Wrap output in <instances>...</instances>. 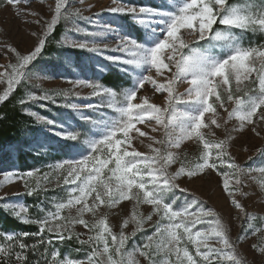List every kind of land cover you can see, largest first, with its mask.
Here are the masks:
<instances>
[{
	"label": "snow or ice",
	"instance_id": "snow-or-ice-1",
	"mask_svg": "<svg viewBox=\"0 0 264 264\" xmlns=\"http://www.w3.org/2000/svg\"><path fill=\"white\" fill-rule=\"evenodd\" d=\"M5 2L14 6L20 0ZM23 2L27 4L29 0ZM112 3L114 6L95 13L97 19L94 20L91 16L82 15L80 9L72 8L69 0H55L49 11L50 19L45 20L39 11L28 13L36 19L26 23L41 25L43 21L42 33L39 36L36 32L31 33L38 36L31 50L21 54L12 45H5L15 54V62L0 66L3 67L0 83L6 84L0 93V106L33 78L35 74L30 71L31 66L61 21H71L70 31L82 38L66 35L58 43L107 61L108 64L98 63L97 71L114 67L122 83L110 87L90 80H69L73 87L91 89L90 97H81L71 90H52L40 95L27 91L18 99L21 108L49 126L48 131L54 137L72 142L66 146L73 149L74 154L49 166L53 171L66 172L63 185L66 186L67 199L56 202L54 211H48L38 219H29L27 207L12 205V216L25 224L37 225L38 231L23 232L19 237L14 233L4 234L6 243L0 244V264H28L29 249L35 251L52 243V238L45 240V232L54 234L59 241L71 240L72 229L76 225L94 233L87 239H80V234L75 236L81 245H92L87 264H136L134 260L125 259L131 255L125 246L145 221L152 220V214L159 216L154 232L135 249L147 264H157L159 253L166 256L174 254L176 264H213L215 261L245 264L229 238L228 225L212 209L203 208L195 198L191 203L186 202L185 206L176 208L170 198L177 190L187 191L177 183L180 177L191 180L215 174L220 177L219 186L231 206L243 213V221L251 228V221L256 219L245 212L236 197L247 195L243 191V177L254 170L264 175V166L250 169L238 164L229 149L234 139L232 132L247 130L256 136L261 135L256 123L257 119L264 122V114H260L264 109V45L244 47L234 30L264 33V0H251L242 6L233 5L229 0H162L158 6L130 5L124 0H112ZM105 12L129 18L137 26V35L126 33L122 25L101 24L99 17ZM78 20L92 25L91 29L81 27L76 23ZM109 35L114 44L105 42ZM64 56L66 62L71 63L70 54L64 53ZM249 81L257 86L244 91L241 85ZM180 83L187 87L178 94L176 88ZM149 88L153 95H161V104L152 102L147 94ZM142 92L145 94H140ZM57 97L64 98L65 107L80 113L79 119L84 123L78 127L82 131L67 130L54 119L37 116L24 108L34 101L57 104ZM70 97L77 100L98 98V101L81 104L69 102ZM226 102L233 107L229 109ZM178 105H186V108L180 110ZM218 108L226 116L220 117ZM208 113L212 114L210 122L205 119ZM233 120L236 125L228 129ZM153 122L155 126H151ZM138 125H149L151 132H161L162 137L149 136ZM211 126L224 128V138L208 139L205 129L208 134L216 135ZM138 138L152 141L148 145L151 154L137 150L134 141ZM185 142L198 145L199 154L188 161L187 166L181 160L179 167L170 173L169 168L179 158V152L170 149L180 150ZM40 146L51 145L42 143ZM258 152L264 154V149H258ZM225 166L226 170H222ZM35 172L38 170L5 172L0 183L19 180L24 184L25 194L31 197L36 190L29 187L28 178ZM44 178H48L47 174ZM261 187L264 190V184ZM124 201L134 202L130 219L137 228L131 237L124 232L129 224L127 218L120 225L118 234L110 226L107 214L91 224L84 218L86 214L95 218L101 209H112ZM0 202H5V197H0ZM141 205L151 207L146 217L137 213ZM194 206L196 210L192 211ZM5 208H8L7 202ZM72 208L76 209L75 216L61 214ZM260 219L264 221V217ZM204 223L210 227L194 231L196 224ZM255 231L261 229L256 228ZM29 236L38 239L29 245L23 239ZM185 238L195 249L194 255L186 247H180ZM210 239L218 241L221 247L210 246ZM252 247L256 248V245ZM113 250L118 258H114ZM257 251L264 254V248ZM58 255L55 251L51 253V264H84L81 260L57 259ZM160 264H170V260L163 259Z\"/></svg>",
	"mask_w": 264,
	"mask_h": 264
},
{
	"label": "rangeland",
	"instance_id": "rangeland-1",
	"mask_svg": "<svg viewBox=\"0 0 264 264\" xmlns=\"http://www.w3.org/2000/svg\"><path fill=\"white\" fill-rule=\"evenodd\" d=\"M149 0L137 1L138 3H132L130 5H145ZM157 6L162 3V0H156ZM251 2V0H241L236 3L237 6L245 5L246 3ZM258 2V0H257ZM55 0H29V3L25 4L23 0H20L16 5H8L5 0H0V66L8 65L15 62V54L10 52L5 45L10 44L15 47L18 52L21 54H26L31 50L37 42L38 36L43 31V21L41 25L29 24L26 21L35 20L36 17L28 15L29 12L39 11L45 18V20L50 19L49 11L51 7H54ZM70 6L74 9H80L82 15L91 16L94 20L97 17L94 16L95 13H100L102 9L107 7L114 6L112 0H69ZM126 3V2H125ZM129 4V3H128ZM99 22L101 24L105 22H110L116 25H122L126 33L132 35H137V26L133 25L132 21H120L117 19L116 15L109 14L105 12L102 16L99 17ZM65 31L62 36L63 38L68 35L74 39H81L82 37L76 33L70 31L72 27L71 21L66 22ZM81 27H87L91 29L92 25H89L86 21L78 20L76 21ZM32 32H36L38 36L31 35ZM247 31L234 30V33L240 40L242 46L244 47H257L256 45H251L248 42V39L245 38V33ZM190 39V37H187ZM106 43L114 44V39L109 35L105 39ZM87 52V51H86ZM111 54V53H110ZM88 61H91L94 64L97 70V64H108L107 61L101 60L98 56H95L92 53L87 52ZM64 66L70 70L71 75H65L59 77L48 73L47 69L41 68L31 71L35 75L28 82L38 85L42 90L51 92L52 90H71L78 92L81 97H90L91 89L85 86L73 87V84L69 83V80L75 81L77 79L87 80L86 78L90 75V69L86 68L83 75L78 67L73 66L72 63L63 62ZM259 61H257V66ZM40 70V71H37ZM105 70V69H104ZM101 70V71H104ZM0 71H3V67H0ZM100 71H97V75ZM38 77V78H37ZM49 77V78H46ZM233 89L236 85L233 82ZM251 81L245 82L244 85H241V88L244 91H251L253 87H256ZM6 87V84L0 83V93H2L3 88ZM187 85L185 83H180L177 85V93H183ZM145 94V93H140ZM152 102L156 104H161L162 97L160 94L153 95L152 91L149 88L147 93ZM242 94V93H238ZM62 100V104H65L63 97H57ZM98 98L92 100H77L75 97H70L69 102L75 103H87V102H97ZM226 106L231 109L233 105L226 102ZM178 109L183 110L186 108V105H178ZM67 108V107H65ZM220 117L226 116V113L222 109L218 108ZM260 114H264V109L261 110ZM80 113L67 108L65 112L64 122L57 121V124H63L64 128L67 130L71 129V118L74 116L76 120L79 119ZM45 118V117H44ZM212 114H206V122H210ZM39 126L36 132L33 135H30L27 138V146H24L25 152H28L31 156L38 158L36 165L30 170H38L35 172L33 177L28 178L29 187L40 191H48L49 194L43 197L41 204H38L36 208L39 210L41 218L48 211H54V204L62 200L67 199L66 186L63 185V176L66 175V172L53 171L50 168V165H55L57 162L62 161L63 159L68 158L70 155L74 154L73 149H68L60 138L54 137L51 132L48 131V127L43 121L38 120ZM47 119V118H46ZM254 119H256L254 117ZM236 121H230L227 126L228 129H231L233 125H236ZM151 126H155L154 122ZM149 125H138L142 131L148 132L149 136H155L157 139L162 137L161 132L153 133L150 130ZM212 127V131L216 133L215 136L208 134V130L205 129V133L208 139H220L224 138L225 130L224 128L215 129ZM257 130L260 131L261 135L256 136L250 131L245 130L243 133L232 132L231 135L234 137L233 141L230 144V153L231 156L235 159V162L241 165H245L250 169H258L260 166H264V154L258 152V149H264V122L257 119L256 123ZM42 143L51 145L50 147H41ZM152 141L147 138H138L134 141V146L140 152L151 154V150L148 145ZM154 147H161V145H153ZM8 152L7 157H3L0 160V181H3V174L5 172H18L22 173L24 171L20 170L17 167L16 163V146L6 148ZM173 152H179V158L176 164L172 165L169 168V172H174L180 164V161H185L187 166L188 161H192L195 156L199 154L198 145L192 144L191 142H185L180 150L170 149ZM251 157V159H249ZM226 170V166L225 169ZM45 174H47V179H45ZM244 188L243 191L247 193L246 196L236 198L241 201L244 210L246 213L255 217L256 219L251 221L252 227L250 228L247 223L243 221V213L238 209H235L231 206L229 198L223 192L220 185V177H217L213 174L211 177H204L202 179L192 178L189 180L187 177L182 176L178 179L177 183L181 188L186 189L187 191L182 193L178 190L175 192V195L170 198V202L174 201V206L176 208H181L185 206V203H191L193 198L200 202V206L205 209H212L227 225L229 229V238L235 246L236 253L245 258L250 264H264V254H261L257 249L264 248V221L260 218L264 217V190H262V184H264V175L260 174L258 171H252L249 175L243 177ZM26 193L23 182L15 180L14 182H4L0 183V197H5V202L8 203V208H5V202H0L1 206L11 212L12 205L25 206L23 202V197ZM26 207V206H25ZM134 208V202L124 201L120 205L107 209L103 208L97 213V217H93L90 214L85 215V219L91 224L95 219L100 216L107 214L108 222L113 228V231L117 234L120 232V225L124 219H129L128 227L124 229V232L131 237V233L137 228V225L131 221L130 213ZM196 210V206L193 207L192 211ZM151 212V207L147 205H141L137 209L138 215L147 216ZM64 216H75L76 209H65L62 213ZM28 217V214H26ZM162 215V213H161ZM159 219V216L152 214L151 221H145L141 226L140 231H138L135 237H132V243L126 248V251L131 254L130 257H125L126 260H134L136 264H147V261L143 256L139 254V251H135L137 245H142L146 242V236L151 235L154 232V226L156 221ZM194 219V218H190ZM210 219V218H202ZM210 225L196 224L194 231L207 229ZM256 228H260L261 231L256 232ZM73 238L76 234H80V239H87L89 235H94V233L88 232L81 225H76L73 229ZM255 233V234H253ZM67 236V232L65 233ZM239 237V239H237ZM76 239V238H75ZM158 239V237H157ZM209 245L212 247L219 248L221 245L215 239H210L208 241ZM256 245V248L252 246ZM92 246V245H91ZM181 248H187L193 255L195 254V249L190 242L185 238L181 244ZM114 258L115 252L113 250ZM88 255H84L79 259L84 261V264H87ZM64 259H70L65 257ZM100 258H97L99 260ZM106 259V258H105ZM157 264H160V261L163 259H169L170 264H176L175 255L166 256L164 253H159L156 257ZM224 261H215L213 264H221ZM226 264V262H224Z\"/></svg>",
	"mask_w": 264,
	"mask_h": 264
},
{
	"label": "trees",
	"instance_id": "trees-1",
	"mask_svg": "<svg viewBox=\"0 0 264 264\" xmlns=\"http://www.w3.org/2000/svg\"><path fill=\"white\" fill-rule=\"evenodd\" d=\"M143 0H124V2L132 4L138 3ZM241 0H229L233 5L240 2ZM146 6H157L156 0H149ZM120 21H128L127 17L117 16ZM67 23L61 21L56 26L51 38L42 50V53L38 56L36 61H34L31 66V70L36 69H47L48 73L63 77L65 75H71L70 70L66 68L63 64L65 60L64 53H68L71 56V63L73 66L78 67L79 70L84 74L86 68L90 69V75L86 78L90 81H95L103 83L106 86H114L116 84L122 83L119 78V73L114 67H109L104 71H100L97 75V70L91 61H88V55L86 51L74 50L62 46L59 41H62V36L65 31ZM216 27H223L217 25ZM245 38L251 45L262 46L264 45V33L247 31L245 33ZM69 63V62H68ZM86 76V75H85ZM27 91H31L37 95L42 94L46 90H42L40 87H35L34 84L26 81L25 86L18 88L17 91L12 95L9 101L0 106V160L3 157H7L8 152L6 148L16 146V163L17 167L22 171H27L32 169L38 162V158L31 156L28 152H25L24 146H27V138L33 135L38 129V122L35 117L29 116L21 106L18 104V99L25 95ZM62 100L57 98V104H52L47 101H34L26 104L24 106L28 111L35 112L37 116L45 117L47 119H54L56 122H64L65 112L67 108L61 103ZM45 105L41 107V105ZM71 118V129L75 131H82L79 125L84 122L81 120H76L74 116ZM65 144H70L72 142L66 141ZM68 149H71L68 147ZM48 191H35L34 195L29 197L26 194L23 197V202L28 208V218L38 219L41 214L36 208L38 204H41L43 197L48 195ZM38 231V226L35 224H25L19 219L14 218L10 211L5 210L0 204V244L6 243L4 239V234L14 233L17 237L23 232L35 233ZM45 240L52 238L51 244H45L38 247L35 251L29 249L27 252L28 264H51L53 251L57 252L59 255L57 259H64L65 257L70 259H79L84 255H91L92 246L91 245H81L77 239L73 238L71 240L65 239L64 241H59L54 238V234H49L45 232ZM137 237V235H136ZM24 241L31 245L36 242L38 237L29 236L23 238ZM132 239L128 241L125 248L130 246ZM18 250V249H17ZM242 258V257H241ZM245 264H250L245 258H242ZM221 264H225L222 262Z\"/></svg>",
	"mask_w": 264,
	"mask_h": 264
}]
</instances>
